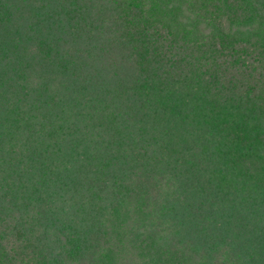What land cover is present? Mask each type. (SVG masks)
<instances>
[{
    "label": "trees",
    "instance_id": "1",
    "mask_svg": "<svg viewBox=\"0 0 264 264\" xmlns=\"http://www.w3.org/2000/svg\"><path fill=\"white\" fill-rule=\"evenodd\" d=\"M0 264H264V0H0Z\"/></svg>",
    "mask_w": 264,
    "mask_h": 264
}]
</instances>
